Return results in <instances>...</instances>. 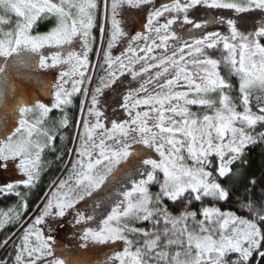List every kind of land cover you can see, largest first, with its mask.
<instances>
[{
    "label": "snow or ice",
    "instance_id": "6c2138e0",
    "mask_svg": "<svg viewBox=\"0 0 264 264\" xmlns=\"http://www.w3.org/2000/svg\"><path fill=\"white\" fill-rule=\"evenodd\" d=\"M198 6L237 14L264 13V0H170L159 7L155 0H104V18L110 26H99L98 39L93 35L97 0H0V7L20 18L12 31L2 33L0 57L17 53L13 66H27L29 58L21 52L38 53L48 46L55 51L50 57L41 54L39 66L61 69L51 85V107L23 94L9 105L0 94V162L18 161L16 169L22 174L21 179L0 186V195L18 198L17 205L0 211V229L18 222L27 210L28 195L43 170L42 153L48 148L55 151L57 132L70 123L65 109L73 103L72 98L76 94L90 97L80 103L87 116L78 122L82 131L73 138L79 143L68 176L54 182L40 214L15 245L12 264H81L70 255L61 258L63 253L54 254L53 237L39 227L46 218L65 217L69 210L74 224L82 228V241L123 242L122 251L105 254L100 264H249L254 253L264 260V230L259 226L264 223V201L258 205L250 196L257 184L255 178L244 186L249 200L243 206L252 213V220L215 206L202 207L199 220L195 211H188L193 200L230 198L232 188L224 187L220 178L239 176V170L232 173L231 165L241 160L247 145L264 140V131H254L264 124V94L255 96L258 111L250 106L255 90L264 93V44L260 42L264 19L254 31H241L237 19L223 14L200 17ZM132 9L138 10L135 14L147 12L146 31L134 35L127 31ZM52 17L54 27L32 34L38 19ZM161 17H166L163 23ZM178 21L186 27L188 39L173 30ZM6 22L0 17V23ZM214 25L227 31H209ZM125 38L126 47L114 55L113 49ZM101 40L106 46L95 51L104 75L90 90L84 86L92 81L88 73L95 67L90 53ZM157 49L159 55L154 54ZM210 51H219L220 58H213ZM221 62L239 78L236 98L231 95L233 85L218 71ZM153 69L154 74L148 75ZM8 71L7 62L0 66V73ZM126 73L133 80L142 75L146 78L127 91L113 88ZM41 85L48 88L45 82ZM105 90L116 93L122 101L119 107L127 114L126 119H110V127L100 107ZM10 91L15 94V85ZM237 99L242 111L237 110ZM191 105L211 109L212 114L199 115L191 111ZM53 109L64 114L54 122L56 127H45ZM17 112L18 126L12 127L7 120H15ZM153 151L159 159L152 157ZM153 183L159 184L158 193L149 191ZM164 197L174 204L185 202L179 215L168 211ZM81 202L83 210L77 208ZM144 221L151 224L150 229L134 226ZM161 222L165 225L162 229L158 227ZM129 234L142 236L143 243ZM173 246L178 250L171 252ZM231 253L238 256L229 262L226 258ZM0 264L7 261L0 260Z\"/></svg>",
    "mask_w": 264,
    "mask_h": 264
},
{
    "label": "rangeland",
    "instance_id": "374dc122",
    "mask_svg": "<svg viewBox=\"0 0 264 264\" xmlns=\"http://www.w3.org/2000/svg\"><path fill=\"white\" fill-rule=\"evenodd\" d=\"M170 0H155V6L159 7L161 4L169 3ZM150 7V6H149ZM138 10L132 9L131 12L133 13L131 19L132 23L131 26L128 27L127 31L134 35L137 31H146V29L143 28V24L147 22V12H142L140 14L137 13ZM198 14L202 18H206L212 15H225L227 17L237 19L238 21V27H240L241 31H254L255 25L257 22H259L261 19H264V13H261L259 10H254L247 13H235L233 10H208L203 8L202 6H198ZM0 17H3L6 23H0V38H2V33L7 31H12L17 21L20 19L14 12L7 11L3 7H0ZM53 19L54 22L55 18H49L47 20ZM166 17H161L160 22L163 23L165 21ZM47 20H39L34 26V30L32 34H36L37 32V24L40 22H45ZM241 21H246V24H242ZM55 26V25H54ZM53 26V27H54ZM173 30L178 32L181 36H184L185 39H188V37L185 35L186 27H181L180 22L178 21L175 25H173ZM209 31L212 30H218L222 32H226V28L224 26H210L208 28ZM126 39L124 41H121L120 44L116 46L115 49H113L114 55H119L120 51L126 47ZM264 39V38H262ZM261 42V41H260ZM262 43V42H261ZM263 44V43H262ZM55 51V48H49L46 46L44 49H41L38 53H27V52H21L20 55H26L29 58V64L27 66L24 65H17L13 66V61L17 56V53H13L10 57H0V66H7L9 67V71L7 73H0V94L4 95L5 101L11 105L14 104L15 101L20 97L21 94L32 98L33 100H39L40 102L48 105L51 107V104L53 102L54 97L52 96V87L51 85L54 84L57 81V77L59 76V72L61 71L60 67L57 66L55 68L53 67H47V68H41L39 66L38 60L39 56L41 54L46 56H51L52 52ZM215 54H209L213 58H218L217 55H220L219 51H215ZM218 52V53H217ZM161 53L160 49H157L154 54L159 55ZM214 53V52H213ZM220 58V57H219ZM51 63L49 59V64ZM137 70H139L140 65H137ZM156 69L151 70L148 75L154 74ZM218 71L221 75V65L218 67ZM101 75H104V72L102 71L101 74L94 78V82L86 83L85 87H88L91 90V87L94 84H97L99 82V77ZM222 76V75H221ZM236 76V75H235ZM7 77V80H6ZM29 77V78H26ZM237 77V83H236V97L239 96V78ZM146 76H141L139 80H133L130 75L127 73L121 78L118 85H113V88L119 87L122 91H127L128 88H136L139 87L140 81L144 80ZM41 82H45L48 84L47 89H42ZM160 82H163L161 80ZM12 85H15L16 91L15 94H13L10 89ZM264 93H261L259 89L254 91L253 99L250 101H256L255 96L262 95ZM218 97V94H213V98ZM90 99L89 98H86ZM101 105L100 107L105 113V116L109 119L105 120V124L107 127H110V119H126L127 114L124 112L122 108L119 107V103H121V100H118L116 97V93L111 90H105L104 94L101 96ZM238 100V99H237ZM237 110L242 111V107L240 106V101L237 102ZM191 111L193 112H199L200 108H202V113H198L199 115H203L205 112L207 114H212L211 109H205L202 106L197 105H191L190 106ZM239 108V109H238ZM242 109V110H241ZM115 110V111H113ZM87 116V112L84 113L83 117ZM18 117L19 113H16V119H8L7 124L15 127L18 126ZM82 131V128L80 129ZM66 133L58 134L59 137L65 136ZM79 141L76 142L75 147L71 148V153L69 157L68 164L66 168L63 170L62 175L59 179H66L68 176V171L71 168V162L76 158L75 149L78 146ZM135 147V146H134ZM143 147V146H142ZM185 155L186 161L188 164H191L192 161L190 159H187L186 152L183 153ZM152 157L155 159H159L158 153L152 152ZM16 164H18V161H7V162H0V182L2 183H13L18 179L22 178V174L19 173L16 169ZM160 179H163V174H159ZM139 178V177H137ZM58 181V183H59ZM57 183V184H58ZM130 186V185H129ZM54 190V189H53ZM52 190V191H53ZM149 191L153 194L158 193L160 191L159 184L153 183L149 185ZM46 199V198H45ZM44 199V200H45ZM164 199H168L167 197H164ZM42 204L38 207V209L41 207ZM164 205V204H163ZM90 206V205H89ZM77 208L80 210L84 209V204L81 202L79 205H77ZM200 210L198 216L196 217L197 220L202 219ZM35 218V217H33ZM32 218V219H33ZM30 220H28L29 222ZM147 222V221H144ZM144 222H136L135 227L138 228V226ZM189 226H192V221H188ZM95 227L94 224L90 225ZM41 230L44 232V234L50 235L49 232H52L55 234L53 240L55 241L53 243V252L54 254H60L63 253L64 255L61 256V258H65L67 256H71L74 258H77L80 260L81 264H100L102 260H104L105 254L111 255L114 251H122L123 250V242H108L106 244H98L94 242H84L81 239L82 236V228L80 225H75L73 222V213L71 210L66 214L65 217H51L45 220V223L39 226ZM133 234H129V238H132ZM139 241L142 244L143 243V237L139 236ZM163 243V241H162ZM173 248V250H172ZM170 251L175 252L178 249L173 246ZM38 264H45V262H38ZM118 264V262H117ZM150 264H155L154 261H151Z\"/></svg>",
    "mask_w": 264,
    "mask_h": 264
},
{
    "label": "trees",
    "instance_id": "16d2710c",
    "mask_svg": "<svg viewBox=\"0 0 264 264\" xmlns=\"http://www.w3.org/2000/svg\"><path fill=\"white\" fill-rule=\"evenodd\" d=\"M99 8L97 12V27L93 29V35L100 38L101 34L99 31L100 25L110 26V21H106L104 18L103 4L104 0H97ZM55 22L53 19L47 20L45 22H40L37 24V32L45 33L49 31ZM131 26V25H130ZM129 26V27H130ZM128 29V28H127ZM261 42L264 44V39H261ZM102 46H106V44L98 42L94 45V50L90 53V61L91 64L95 67H92L88 75L92 76V82L95 83L94 78L99 76L102 70L99 67V64L102 62L100 58L96 55L95 49H98ZM211 51L210 54H215ZM218 53V52H217ZM218 58L220 55H217ZM221 75L225 77L232 85L233 89L231 91V95L233 98H236V83L237 77L234 74L230 73L229 68L221 62ZM59 76L57 77V79ZM97 84H94L92 88H94ZM85 86V85H84ZM73 103L65 109L69 116L70 123L68 126H65L62 129H59L57 132L56 138L53 141V145L55 147V151L51 150V148L45 149L42 153V171L40 174V179L37 181L36 186L31 189L28 195V207L27 210L23 212L18 222L8 223L0 229V260L7 261V264H12V261L15 256V245L20 243V238L24 234L25 230L28 228L30 224H32L35 218L40 214V211L43 209L44 204L46 203V195L50 194L54 189V182L57 184L63 170L66 168L70 152L69 149L75 147L76 142H74L73 138L78 137L80 129L82 128V124H78L79 121L82 120L84 112H81L80 103L81 100H86L81 94H76L73 98ZM238 100H236V103ZM252 110L254 112L258 111L256 106V101L250 103ZM239 109V108H238ZM242 110V109H241ZM202 108L198 113H202ZM64 113L59 109H53L49 113V117L45 124V127H56L57 125L54 123L59 120V118ZM255 132L264 131V124L257 125L254 130ZM66 133L64 139L61 140L58 134ZM59 157V158H58ZM213 162L215 164V158L213 157ZM232 173H236L239 170V176L229 175L225 178H220L219 182L226 188H232V194L230 198L220 201L213 200L211 198H205L203 201L193 200L191 204L188 205V211H195L197 213L196 217H199L198 214L202 207H218L221 211L227 212L231 211L235 213L239 217H243L249 220L253 219V215L247 208L243 205L246 204L249 200V194H245L244 186L247 185V182L255 178L257 181L256 187L250 193L251 199L255 201L258 205L264 201V195H261L262 190H264V140H258L257 142L247 145L244 149V153L242 155L241 160L236 161L231 165ZM6 183L0 182V186ZM251 187V185H248ZM20 191H25V189L21 188ZM187 195V194H186ZM45 199V200H44ZM18 198L14 194H4L0 195V211H7L10 207L17 205ZM41 207L38 209V207ZM164 206L168 208V211L171 212L174 216L179 215L181 210L184 208L185 202H177L173 203L169 199L163 200ZM33 218V219H32ZM51 218V217H48ZM46 218V219H48ZM28 220H30L28 222ZM262 230H264V223L259 225ZM159 228H164L165 225L161 222L158 225ZM168 227H171L168 225ZM138 228H144L148 230L151 228V224L149 222H144L138 226ZM54 238L55 234L49 232ZM139 236L133 234V240H139ZM8 240V243L5 244L4 241ZM55 241L53 240L52 243ZM56 244V243H54ZM173 250V248H172ZM262 251H264V242H262ZM238 256L237 253H231L227 256V260L230 262L236 259ZM259 259V255L254 253L253 256L249 260V264H257Z\"/></svg>",
    "mask_w": 264,
    "mask_h": 264
},
{
    "label": "water",
    "instance_id": "95a60500",
    "mask_svg": "<svg viewBox=\"0 0 264 264\" xmlns=\"http://www.w3.org/2000/svg\"><path fill=\"white\" fill-rule=\"evenodd\" d=\"M257 264H264V260H262V259L259 257V259H258V261H257Z\"/></svg>",
    "mask_w": 264,
    "mask_h": 264
}]
</instances>
